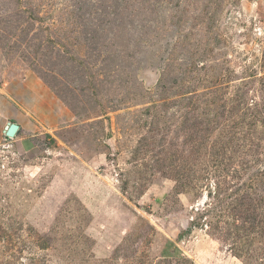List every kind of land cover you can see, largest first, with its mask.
Masks as SVG:
<instances>
[{
  "label": "rangeland",
  "instance_id": "374dc122",
  "mask_svg": "<svg viewBox=\"0 0 264 264\" xmlns=\"http://www.w3.org/2000/svg\"><path fill=\"white\" fill-rule=\"evenodd\" d=\"M0 264H264V0H0Z\"/></svg>",
  "mask_w": 264,
  "mask_h": 264
},
{
  "label": "water",
  "instance_id": "95a60500",
  "mask_svg": "<svg viewBox=\"0 0 264 264\" xmlns=\"http://www.w3.org/2000/svg\"><path fill=\"white\" fill-rule=\"evenodd\" d=\"M20 129V125L14 122H9L5 127V134L8 137H14L16 136L17 132Z\"/></svg>",
  "mask_w": 264,
  "mask_h": 264
}]
</instances>
